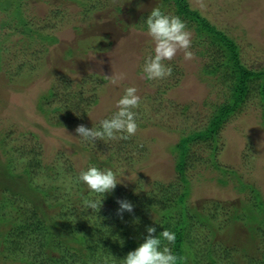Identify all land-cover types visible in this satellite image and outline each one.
I'll list each match as a JSON object with an SVG mask.
<instances>
[{
  "label": "rangeland",
  "instance_id": "obj_1",
  "mask_svg": "<svg viewBox=\"0 0 264 264\" xmlns=\"http://www.w3.org/2000/svg\"><path fill=\"white\" fill-rule=\"evenodd\" d=\"M86 1L22 0L26 15L35 23L36 28L43 34L56 36L59 40L57 44L49 45V61H43L44 64L33 62L34 70L33 66L28 67L26 64L34 49L40 48L39 39L34 38L37 44L29 45L22 32H15L16 20L9 27H2L1 22L5 15L0 11V54L3 56V68L0 71V182H5V179L10 177L9 173L13 174V169L10 172L7 170L11 162L19 165L17 172L22 169L24 163L20 162V157L15 151L18 146L24 144L31 149L32 145L39 144L43 148L44 162L50 165L52 162L63 163L64 165H58L65 168L61 180H67L65 188L75 189V186H72L73 173L70 172L73 170L69 164H73L75 175L93 165L89 163L90 155L81 149L82 143L85 142L77 138L75 129L72 130L69 126L75 124L74 122L68 124L64 121V126L58 127L51 125L39 110V99L52 84L58 88L62 85L63 88L61 82L64 78L69 82L65 85L69 87L70 93L76 90L77 85L88 88L97 84V79L102 76L105 81L99 83V86L104 90L100 104L96 105L89 115L92 123H99L111 109L114 110L113 113L117 110L116 102L126 87L137 88V95L140 96L139 107L143 108V111L145 109L149 121L136 133V141L142 143L139 146L134 143L135 146H128L131 149L123 150L115 143L118 139H115L102 141L103 148L100 150L96 141L95 147L90 149L89 152H93L100 160L111 161V165L106 168H111L117 173V186L122 189L116 191L115 188L113 191H125L127 184L137 176H144L146 182L159 179L166 183H177L178 176L174 171L175 157L169 151V145L179 140L181 132L187 133L203 126L205 117L213 110L212 105L221 103L220 98L224 96L223 90L227 89L226 85L230 83V76L224 81L225 79L218 80L217 76L214 78L203 73L205 66L212 63L213 57H203L199 52L208 48L214 55L216 49L208 47L207 44L202 45L203 42L209 41L208 38L206 37L207 41H204L205 38L201 41L196 31L191 28L190 50L193 52V58L185 60L183 51L179 50L172 61L166 62L173 68L170 77L161 81H146L141 74V65L154 45L142 26L144 27L143 20L152 9L159 6V1L111 0L103 7V11L99 9L92 13L82 6L81 2ZM189 1L192 8L197 9L210 23L235 39L239 45L241 62L245 67L264 70V0ZM118 4L122 6L120 13L114 8ZM126 8L132 12L122 14ZM96 35L102 37L98 39V49L93 51L89 48L83 52L75 48L74 56L66 57L53 67L52 51L64 50L67 46L77 45L85 39H88L87 42L93 47L91 42ZM87 42H84V46L88 45ZM219 59L223 60V56H219ZM21 66H24V72L19 77H22L21 85L24 86H9L6 82L8 77ZM16 76L12 75V81L20 83L19 77ZM113 80L116 82L113 83ZM164 85H167V89ZM247 101L221 132L224 145L219 152L218 162L226 168L235 169L242 181L254 184L264 197L262 111L260 106L256 105L260 101L256 94L250 95ZM43 104L50 107L51 102ZM184 106L188 109L184 110ZM64 117L62 112L52 113V122L63 121ZM140 121L143 123L145 120ZM206 147L208 145L203 147V157L208 153ZM141 148H146L144 154ZM134 159L137 163L131 164ZM219 177V172L209 164L205 166L198 163L188 172L191 183V194L188 197L190 211L194 207L204 215V219L200 218V221L192 220L193 230L189 241L194 244L195 253L210 250L207 257L220 264H248L253 257L260 258L264 244L257 225L248 224V219L245 218L249 212L248 204L253 198L249 192L239 191L238 180L233 174H228L229 182L226 185L220 183ZM14 186L16 189L20 188L17 181L13 183ZM6 187L8 185L3 183L0 185V199L5 194ZM35 204L41 205L44 216H47L44 201L36 200ZM8 208L10 210H6L4 204V215H16V210ZM47 211L52 214V206ZM47 217L52 219V215ZM208 217L211 222L207 221ZM202 221L204 224H201ZM66 234L60 231L62 238L66 237ZM215 240L219 242L218 247L213 245Z\"/></svg>",
  "mask_w": 264,
  "mask_h": 264
},
{
  "label": "trees",
  "instance_id": "obj_2",
  "mask_svg": "<svg viewBox=\"0 0 264 264\" xmlns=\"http://www.w3.org/2000/svg\"><path fill=\"white\" fill-rule=\"evenodd\" d=\"M89 1L81 2V4L91 13L99 11V9L103 11V7L111 2V0ZM156 1L160 3L157 8L165 14L179 16L185 22L188 30L193 28L196 31L201 41L204 38V41H207V37L209 41L203 42L202 45L207 44L208 47H215L216 54L214 55L208 48H203V51L199 52L203 57L206 55L213 57L212 63L205 66L203 73L214 78L217 76L218 80L225 79L224 81H226V77L228 79L229 76L231 79L230 83L228 82L226 85L227 89L223 90L224 96L220 98L221 103L212 105L213 110L210 115L205 117L206 121L203 126L187 133L181 132L179 140L169 145V151L175 157L174 171L178 176V182L166 183L159 179L146 182L143 179L144 176H137L127 184L125 191L117 192L118 194L115 191L106 194L99 212L91 211L81 205V195H87L83 186L72 183V186H75L74 190L69 187L65 188L67 180H61L63 176L61 174L65 168L58 166L64 165L63 163L52 162L50 165L43 160L44 153L41 145H32L29 149L22 144L15 149L16 154L20 157V162L24 163L22 169L17 172L16 168L19 165L11 162L7 166V170L10 172L13 169V174L9 173L10 177L5 179V182H0V185L2 183L8 185L5 194L0 199V208H2L0 209V264H119V261L128 252L143 243V237L146 235L145 229L148 226L156 228L155 235H159L164 228L175 232V243L169 247L174 254L183 258L181 264H220L215 259L207 257L210 250L209 252L202 250L195 253L193 251L194 244L189 241L193 230L192 220L204 219V215L197 212L194 207L190 211L188 205V197L191 194L188 172L198 163L205 166L211 165L221 175L218 178L220 183L225 185L229 182L228 174H233L238 180L239 191L251 194L253 201L248 204L249 212L245 218L248 219V224L255 223L257 225L258 233L264 239V197L262 193L254 184L242 181L235 169L226 168L218 162L219 152L224 145L221 132L225 125L231 122L241 105L248 102L247 98L252 94H256L260 100L256 105L261 108L264 126V70L245 67L241 62L239 45L234 41L235 39L210 23L197 9L192 8L189 0ZM22 4V0H0V11L5 15L1 25L4 28L9 27L16 20L14 22L15 32H22L29 45L39 39L40 48L34 49L31 59L26 64L28 67L33 66L34 70L33 62L44 64L43 61H49V45L53 46L59 40L54 35H46L39 31L35 23L26 15ZM121 7L118 4L114 8L120 13L122 12ZM131 12L132 10L126 8L122 14ZM142 28L145 27L142 26ZM93 38H95L91 42L93 47L87 42L89 40L85 39L77 45L67 46L64 50L55 49L52 51L53 67H56L58 62L64 61L66 57L74 56L75 48L83 52L89 48H92L93 51L98 49V39L102 37L96 35ZM84 42H87L88 45L84 46ZM218 55L223 56V60L219 59ZM2 60L3 56L0 54V71L3 68ZM24 66L18 67L19 69L12 75L16 74V78L22 76ZM7 73L11 75L10 72ZM12 75L7 76L8 85L23 84L22 77H19L20 83H14ZM103 81L105 79L100 76L96 81L97 84L88 88L77 85L76 90L69 93V87L65 85L69 82L64 78L61 82L63 88L62 85L58 88L52 84V87L41 95L39 110L43 117L55 127L61 126L64 121L68 124L69 122L75 123L69 124L72 130L81 124L89 129L98 127L99 123H92L89 120V115L92 109L101 102L100 98L104 88L101 89L99 83ZM164 87L167 89V85ZM146 98L149 101V98ZM43 102H51L50 107L44 106ZM183 108L184 110L188 109L187 106ZM111 110L103 119L111 117V113L114 111ZM135 111L137 112L138 132L149 121L145 109L143 111V108L139 107ZM61 112L65 115L64 120H54L53 123L52 113ZM140 120L145 121L141 123ZM137 138L138 135L135 134L127 140L118 139L115 143L123 150H128L131 149L128 146H135L134 143L137 146L142 144L136 141ZM97 142L99 150L102 149L103 142L101 140H97ZM94 144L82 143V151L90 155L89 163L100 168L110 166L109 159L100 160L93 152H89L95 147ZM206 145H208L206 147L208 153L203 157L202 152L205 149L203 147ZM141 150L144 154L146 148H141ZM5 154L7 153L5 152ZM60 155L64 158L62 153ZM66 161L70 163L68 159ZM135 163L137 162L134 159L131 164ZM69 165L70 169L75 171L73 164ZM73 171H70L73 173L72 180L77 176ZM15 181L19 183V189L13 187ZM115 190L122 189L116 186ZM41 199L45 203V214L52 215V219L44 216L41 205L35 204L36 200L40 201ZM117 200L131 202L133 212H125L122 218L117 216ZM4 204L6 210H10L8 207L16 210V215H4ZM51 206L52 214L47 211ZM214 217L216 219L215 215ZM207 221L211 222V219L209 218ZM202 222L201 224H204V221ZM60 231L66 232V237L62 238ZM218 244L219 242L216 240L213 243L217 247ZM204 254L206 255L204 256ZM259 257H253L248 264H264V244Z\"/></svg>",
  "mask_w": 264,
  "mask_h": 264
},
{
  "label": "clouds",
  "instance_id": "obj_3",
  "mask_svg": "<svg viewBox=\"0 0 264 264\" xmlns=\"http://www.w3.org/2000/svg\"><path fill=\"white\" fill-rule=\"evenodd\" d=\"M143 25L146 35L154 45L141 65V74L146 81H161L170 77L173 68L166 62L172 61L179 50L183 51L185 60L193 58V52L190 50L192 34L179 16L165 14L159 8H153L143 20ZM139 106L140 96L137 95V88L126 87L123 95L117 100V110L111 117L101 120L95 128L78 125L75 129L76 137L82 142L92 144L97 140H127L137 132L135 110ZM72 183L86 189L87 195H81L82 207L99 212L105 195L112 193L118 184L117 173L111 168L89 165L78 173ZM117 204V216L120 218L125 212H133V204L128 200H117ZM145 231L143 243L128 252L119 264H181L183 258L174 254L169 247L175 243V232L164 228L159 235H155L156 228L151 226L146 227Z\"/></svg>",
  "mask_w": 264,
  "mask_h": 264
}]
</instances>
